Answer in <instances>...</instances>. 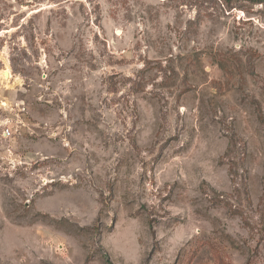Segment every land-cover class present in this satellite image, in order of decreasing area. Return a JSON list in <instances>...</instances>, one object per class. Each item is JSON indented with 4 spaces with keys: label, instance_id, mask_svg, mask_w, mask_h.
Masks as SVG:
<instances>
[{
    "label": "rangeland",
    "instance_id": "obj_1",
    "mask_svg": "<svg viewBox=\"0 0 264 264\" xmlns=\"http://www.w3.org/2000/svg\"><path fill=\"white\" fill-rule=\"evenodd\" d=\"M0 264H264V4L0 0Z\"/></svg>",
    "mask_w": 264,
    "mask_h": 264
},
{
    "label": "bare ground",
    "instance_id": "obj_2",
    "mask_svg": "<svg viewBox=\"0 0 264 264\" xmlns=\"http://www.w3.org/2000/svg\"><path fill=\"white\" fill-rule=\"evenodd\" d=\"M2 78L4 81L9 82V80L11 79L10 72L8 70H6L4 72V76Z\"/></svg>",
    "mask_w": 264,
    "mask_h": 264
},
{
    "label": "trees",
    "instance_id": "obj_3",
    "mask_svg": "<svg viewBox=\"0 0 264 264\" xmlns=\"http://www.w3.org/2000/svg\"><path fill=\"white\" fill-rule=\"evenodd\" d=\"M246 1L253 3V4H260V5L264 4V0H246Z\"/></svg>",
    "mask_w": 264,
    "mask_h": 264
},
{
    "label": "built area",
    "instance_id": "obj_4",
    "mask_svg": "<svg viewBox=\"0 0 264 264\" xmlns=\"http://www.w3.org/2000/svg\"><path fill=\"white\" fill-rule=\"evenodd\" d=\"M6 134L9 135V130H6Z\"/></svg>",
    "mask_w": 264,
    "mask_h": 264
}]
</instances>
